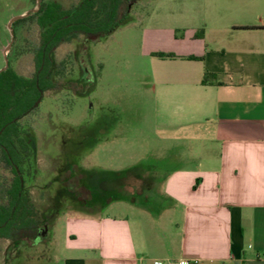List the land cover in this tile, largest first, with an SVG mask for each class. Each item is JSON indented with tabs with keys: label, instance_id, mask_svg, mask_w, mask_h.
Listing matches in <instances>:
<instances>
[{
	"label": "crops",
	"instance_id": "0c3cea01",
	"mask_svg": "<svg viewBox=\"0 0 264 264\" xmlns=\"http://www.w3.org/2000/svg\"><path fill=\"white\" fill-rule=\"evenodd\" d=\"M197 2L200 25L144 32L145 55L173 124L210 126L215 147L201 146L190 167L172 171L160 215L144 206L76 219L60 264H264V0ZM205 73L220 85H202Z\"/></svg>",
	"mask_w": 264,
	"mask_h": 264
},
{
	"label": "rangeland",
	"instance_id": "374dc122",
	"mask_svg": "<svg viewBox=\"0 0 264 264\" xmlns=\"http://www.w3.org/2000/svg\"><path fill=\"white\" fill-rule=\"evenodd\" d=\"M56 1L69 6L77 0ZM197 1L141 0L129 11L131 22L104 40L89 44L83 52L78 42L56 50V61L67 62L62 86L45 93L37 111L22 124H28L36 138L37 174L28 182L31 199L38 209L56 206L58 214L50 218L35 242L17 251L8 250L9 241L0 239V264H60L69 255L67 235L74 230L73 222L85 215L77 200L61 194L68 163L74 164L76 173L90 177L93 186L86 179L87 187L98 190L101 182L111 197L105 207L90 206L83 208L84 213L122 217L140 214L146 206L158 216L167 208L161 193L172 171L190 167L189 154L201 146L215 147L210 126L173 124L170 116L177 117L176 111L170 115L158 89L154 92L152 72L157 67L145 55L149 46L144 32L180 29L182 33L200 25L202 8ZM35 3L0 0V69L3 51L12 39L6 58L23 77L33 72L38 28L27 21L12 32L7 25L14 16L34 9ZM165 65L162 70L168 69ZM4 176L0 167V179ZM138 176L142 180L134 179ZM76 179L67 181L74 191L78 189ZM146 183L153 184L148 191L143 186ZM133 184L135 191L129 193ZM78 193L89 201L88 192Z\"/></svg>",
	"mask_w": 264,
	"mask_h": 264
},
{
	"label": "trees",
	"instance_id": "16d2710c",
	"mask_svg": "<svg viewBox=\"0 0 264 264\" xmlns=\"http://www.w3.org/2000/svg\"><path fill=\"white\" fill-rule=\"evenodd\" d=\"M139 1L77 0L65 6L56 0H46L41 1L35 14L14 24L18 26L33 21L38 28V42L32 50L33 72L30 77L19 75L10 65L0 72V167L5 172L0 179V239L9 241L8 250L17 251L28 242H35L50 218L58 214L56 206L38 209L31 199L28 182L37 174L36 138L32 128L22 124L37 111L45 93L59 91L62 86L67 62L56 61V50L61 45L78 42L83 52L89 44L104 40L131 22L129 11ZM202 34L200 30L195 37ZM154 56L174 58L165 54ZM214 81L213 75L205 73L202 85H220ZM65 169L64 178L60 180L64 192L61 194L77 200L81 214L96 216L84 213L83 208H102L111 201L103 183L99 182L98 190L94 189L90 177L87 179L84 172L76 173L74 164L68 163ZM73 179L77 180V190L89 193V201L82 200L80 193L67 184ZM86 179L92 186L87 187ZM134 179L142 180L139 176ZM131 186L129 193L135 191V184Z\"/></svg>",
	"mask_w": 264,
	"mask_h": 264
},
{
	"label": "water",
	"instance_id": "95a60500",
	"mask_svg": "<svg viewBox=\"0 0 264 264\" xmlns=\"http://www.w3.org/2000/svg\"><path fill=\"white\" fill-rule=\"evenodd\" d=\"M39 5H40V0H36L35 8L32 9L30 12H26V13H24V14H21V15H18V16H14L13 18H11V19L9 20V22H8V25H7L8 30H11V25H12L14 22H16V21H18V20H21V19H24V18L28 17V16L31 15V14H35V13L38 11V9H39ZM10 46H11V43H9V44L6 46L5 50L3 51L4 66H3V68L0 70V72H1V71H5V70L7 69V67H8V62H7V58H6V52L8 51V49L10 48Z\"/></svg>",
	"mask_w": 264,
	"mask_h": 264
},
{
	"label": "built area",
	"instance_id": "2783aa9c",
	"mask_svg": "<svg viewBox=\"0 0 264 264\" xmlns=\"http://www.w3.org/2000/svg\"><path fill=\"white\" fill-rule=\"evenodd\" d=\"M151 264H196V262H188L187 260H152Z\"/></svg>",
	"mask_w": 264,
	"mask_h": 264
},
{
	"label": "flooded vegetation",
	"instance_id": "af4514ba",
	"mask_svg": "<svg viewBox=\"0 0 264 264\" xmlns=\"http://www.w3.org/2000/svg\"><path fill=\"white\" fill-rule=\"evenodd\" d=\"M40 4H41V0H40ZM35 5H36V3H35ZM39 7H40V5H39ZM39 10V9H38ZM31 11V10H30ZM32 15V14H31ZM27 18V17H26ZM22 20V19H21ZM19 21V20H18ZM17 22V21H16ZM16 22H14L12 25H11V31L12 32H14V24L16 23ZM11 37H13V34L11 33ZM10 43L12 44V39L10 40ZM7 62H8V59H7ZM8 66H9V63H8ZM8 68V67H7ZM1 70V69H0ZM86 86V85H85ZM44 229H45V227H44Z\"/></svg>",
	"mask_w": 264,
	"mask_h": 264
}]
</instances>
